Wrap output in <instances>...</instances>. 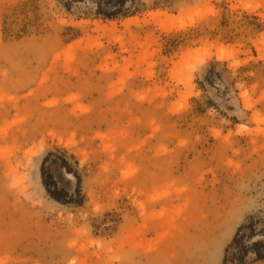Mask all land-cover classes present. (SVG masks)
Returning a JSON list of instances; mask_svg holds the SVG:
<instances>
[{"label":"rangeland","instance_id":"rangeland-1","mask_svg":"<svg viewBox=\"0 0 264 264\" xmlns=\"http://www.w3.org/2000/svg\"><path fill=\"white\" fill-rule=\"evenodd\" d=\"M125 6L0 0V264H264V0Z\"/></svg>","mask_w":264,"mask_h":264},{"label":"trees","instance_id":"trees-1","mask_svg":"<svg viewBox=\"0 0 264 264\" xmlns=\"http://www.w3.org/2000/svg\"><path fill=\"white\" fill-rule=\"evenodd\" d=\"M127 2H132L133 0H95L96 13L105 18H114L118 15L125 16L130 13V9L125 5ZM69 171L68 167L64 164H60ZM50 177V176H49ZM76 179V188L79 186V177L75 175ZM263 219L258 217H251L249 222L246 224L248 232L245 234H239L240 229L237 230L236 237L232 242V251L228 257L224 258V261H236L237 263H242L244 259V254L247 251V248H252L254 254L259 259H264V252H261L258 247L264 245V242L257 240L252 242L250 246L245 244V238L250 236L254 231V226L258 222H262Z\"/></svg>","mask_w":264,"mask_h":264},{"label":"bare ground","instance_id":"bare-ground-1","mask_svg":"<svg viewBox=\"0 0 264 264\" xmlns=\"http://www.w3.org/2000/svg\"><path fill=\"white\" fill-rule=\"evenodd\" d=\"M57 168H58V166H53V169L51 171L52 174H54L53 175L54 180L59 184V187L60 188H62L64 190L65 189L66 190H69L70 189V186L67 187V186L63 185V180L62 179L64 178L65 180H67L69 182L71 180L74 183V177H73V175H71L70 173L64 171L63 168H61V167L58 168L59 170Z\"/></svg>","mask_w":264,"mask_h":264}]
</instances>
